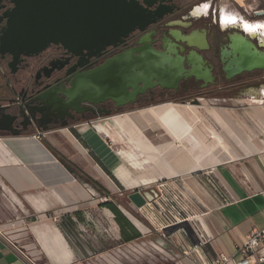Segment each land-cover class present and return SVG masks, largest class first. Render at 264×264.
<instances>
[{
    "label": "crops",
    "instance_id": "obj_1",
    "mask_svg": "<svg viewBox=\"0 0 264 264\" xmlns=\"http://www.w3.org/2000/svg\"><path fill=\"white\" fill-rule=\"evenodd\" d=\"M256 82L198 106L166 99L43 139L0 137V186L34 218L0 231V264H74L90 256L77 228L101 237L107 226L134 244L148 229L117 203L132 191L160 197L140 210L128 204L151 225L169 222L157 210L167 196L187 214L194 239L174 264L240 261L249 234L264 231V83Z\"/></svg>",
    "mask_w": 264,
    "mask_h": 264
},
{
    "label": "water",
    "instance_id": "obj_2",
    "mask_svg": "<svg viewBox=\"0 0 264 264\" xmlns=\"http://www.w3.org/2000/svg\"><path fill=\"white\" fill-rule=\"evenodd\" d=\"M8 1L13 7L0 9V23L5 21L0 35V53L11 56L14 63L22 56L37 55L50 45H60L76 56L99 57L106 48L125 44L135 32L147 33L151 26L172 14V7L162 4L151 10L158 1L163 3L166 0H142V3L138 0ZM150 37L148 33L136 44H151ZM258 46L252 44V59L234 52L226 69L229 79L243 72L264 71V59H256L264 57V52L259 49L264 45ZM185 64L194 68L191 57L180 56L176 45L167 52L145 45L116 55L99 68L76 75L69 92L64 93L67 104L62 109L56 91L43 93L34 100L40 103L42 118L55 111L68 114L80 111L85 104L100 106L108 101L116 108H122L137 103L138 97L157 87L177 90L180 82L188 77ZM198 78L206 80L204 76L198 75ZM189 104L198 106L200 102L193 100ZM105 116L113 115L109 111ZM18 118L33 121L35 113L29 105L18 107V116H12L13 120L8 122L6 129L12 128ZM13 137H20V134L15 133ZM158 198L156 193L139 191L128 195L138 210Z\"/></svg>",
    "mask_w": 264,
    "mask_h": 264
},
{
    "label": "flooded vegetation",
    "instance_id": "obj_3",
    "mask_svg": "<svg viewBox=\"0 0 264 264\" xmlns=\"http://www.w3.org/2000/svg\"><path fill=\"white\" fill-rule=\"evenodd\" d=\"M138 1L142 3V0ZM193 1L196 0H166L163 3L158 1L151 10L162 4L172 7V14L151 26L147 33L135 32L125 44L106 48L99 57L76 56L60 45H50L31 57L22 56L16 63L8 54L0 53V137L19 133L20 136L33 134L43 139L44 133L60 128L73 129L80 123L106 117V112L110 111L115 115L137 104L149 105L158 98L166 100L174 97L175 100L179 98L181 102H186V98L198 99L252 91L257 83L253 76L258 71L243 72L229 79L226 69L234 52L238 51L246 58L251 56L252 59V44L257 47L259 44L264 45V37L253 35L242 24L226 23V26H221L212 19L208 20L209 17L205 16L208 10L206 13L197 14L196 10L200 6L194 8ZM12 7L8 0H0L1 11ZM199 17L202 21L197 20ZM238 25L241 29L229 27ZM4 28L5 21H2L0 35ZM148 33L151 35V44H136ZM145 45H150L159 52H167L176 45L180 56L186 59L191 57L194 68L185 64V75L188 77L180 82L177 90H162L157 87L138 97L137 103L122 108H116L113 102L108 101L100 106L85 104L80 111H70L68 114L55 111L53 115L42 118V113L39 112L40 103L34 100L37 96L56 91L62 101L59 105L62 109L67 104L64 93L69 92L76 75L99 68L108 59ZM182 48L184 52L181 51ZM259 49L264 52V47ZM79 63H83V66H79ZM198 75L206 77V80L198 78ZM25 105L33 110L35 119L32 121L30 118H18L13 122L12 128L6 129L8 122L13 120L12 116H18V107ZM43 114L46 115V112Z\"/></svg>",
    "mask_w": 264,
    "mask_h": 264
},
{
    "label": "rangeland",
    "instance_id": "obj_4",
    "mask_svg": "<svg viewBox=\"0 0 264 264\" xmlns=\"http://www.w3.org/2000/svg\"><path fill=\"white\" fill-rule=\"evenodd\" d=\"M193 5L194 8L207 5L209 9L205 16L209 17L208 20L212 19L221 26H223L222 19L224 14L228 15L231 19H237L242 25H244V22L250 24L255 22L264 23V13L263 16H257L260 11H264V0H247L245 2L243 0H196L193 1ZM197 20L202 21L201 17L197 18ZM229 27L241 29L239 26ZM253 78L260 81L259 83L261 84L264 83V72H256ZM234 95L236 96L237 94ZM171 98L168 99L173 103L182 104L179 98L177 100L174 97ZM180 98L184 99L183 97ZM207 98H186V103L189 105L191 100H198L200 103H205L203 99ZM163 101L165 99L158 98L152 101L151 104ZM144 105L146 103L137 104L121 110L116 114ZM176 107L179 108V106ZM154 187H152V190L156 192ZM131 193L133 191L127 192L123 197L119 196L118 194L120 193H118L117 203L124 205V207L131 211L138 222L148 229L147 234L143 235L134 244L125 245L121 244L119 239H116L115 235L109 231L107 226H103L101 237L96 232L93 235L89 230L84 231L83 229L79 230L77 228L82 241L89 246L88 252L90 256L82 260L79 258L74 264H174L178 253L184 247H187L190 241H193L195 233L194 227L190 223L170 226L172 221L162 224L153 221L156 227H154L155 225H151V223L136 213L137 211H135L136 209L134 207H128V204H130L128 195ZM27 214L28 212L20 206L17 199H13L8 195L6 196L2 186H0V228L4 229H0L1 233L6 234L7 231L10 232L23 228V222L27 223L34 219L31 215ZM163 226L168 227L162 229ZM9 234L11 236L13 235L11 233Z\"/></svg>",
    "mask_w": 264,
    "mask_h": 264
},
{
    "label": "built area",
    "instance_id": "obj_5",
    "mask_svg": "<svg viewBox=\"0 0 264 264\" xmlns=\"http://www.w3.org/2000/svg\"><path fill=\"white\" fill-rule=\"evenodd\" d=\"M157 210L161 213L163 219L172 221L170 226H177L188 220L187 214L184 215L183 209L170 196L163 199ZM237 254L243 256L240 261L221 254L207 264H264V231H252L244 244L238 248Z\"/></svg>",
    "mask_w": 264,
    "mask_h": 264
},
{
    "label": "bare ground",
    "instance_id": "obj_6",
    "mask_svg": "<svg viewBox=\"0 0 264 264\" xmlns=\"http://www.w3.org/2000/svg\"><path fill=\"white\" fill-rule=\"evenodd\" d=\"M208 6L207 7H199L197 10H196V13L197 14H202V13H206L207 10H208ZM222 22H223V26H226V23H230V24H241L239 23V21L235 18H230L228 15L224 14L223 16V19H222ZM239 26V25H238ZM246 30L248 31H252L251 33L253 35H260L261 37H264V23H246L244 22V25H242ZM242 27V28H243ZM245 31V30H244ZM253 38V37H252ZM255 39V38H254ZM264 39V38H263ZM238 52V51H237ZM246 56V55H245ZM258 61L260 60H263L264 57L260 56V57H257L256 58ZM193 60V59H192ZM193 63V62H192ZM262 64V63H261Z\"/></svg>",
    "mask_w": 264,
    "mask_h": 264
},
{
    "label": "snow or ice",
    "instance_id": "obj_7",
    "mask_svg": "<svg viewBox=\"0 0 264 264\" xmlns=\"http://www.w3.org/2000/svg\"><path fill=\"white\" fill-rule=\"evenodd\" d=\"M203 7H207V5H203Z\"/></svg>",
    "mask_w": 264,
    "mask_h": 264
},
{
    "label": "trees",
    "instance_id": "obj_8",
    "mask_svg": "<svg viewBox=\"0 0 264 264\" xmlns=\"http://www.w3.org/2000/svg\"><path fill=\"white\" fill-rule=\"evenodd\" d=\"M181 103H183V102H181Z\"/></svg>",
    "mask_w": 264,
    "mask_h": 264
}]
</instances>
